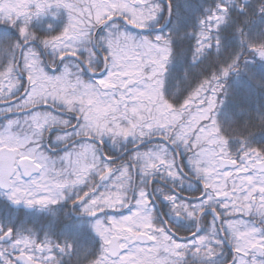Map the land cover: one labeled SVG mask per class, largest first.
Returning <instances> with one entry per match:
<instances>
[{
  "label": "snow or ice",
  "instance_id": "obj_1",
  "mask_svg": "<svg viewBox=\"0 0 264 264\" xmlns=\"http://www.w3.org/2000/svg\"><path fill=\"white\" fill-rule=\"evenodd\" d=\"M0 264H264V0H0Z\"/></svg>",
  "mask_w": 264,
  "mask_h": 264
},
{
  "label": "rangeland",
  "instance_id": "obj_2",
  "mask_svg": "<svg viewBox=\"0 0 264 264\" xmlns=\"http://www.w3.org/2000/svg\"><path fill=\"white\" fill-rule=\"evenodd\" d=\"M53 11H55V10L53 9ZM42 20H43V21L48 20L49 22L54 23L55 27H56V25H58V23H60V19L57 18V17H51V16H48V17H44V18H42ZM61 26H62V25H61Z\"/></svg>",
  "mask_w": 264,
  "mask_h": 264
},
{
  "label": "trees",
  "instance_id": "obj_3",
  "mask_svg": "<svg viewBox=\"0 0 264 264\" xmlns=\"http://www.w3.org/2000/svg\"><path fill=\"white\" fill-rule=\"evenodd\" d=\"M41 22L48 23L49 21L48 20H45V21L42 20ZM62 23H63V21L60 20V23H58V25H56V28L59 29L61 27Z\"/></svg>",
  "mask_w": 264,
  "mask_h": 264
},
{
  "label": "flooded vegetation",
  "instance_id": "obj_4",
  "mask_svg": "<svg viewBox=\"0 0 264 264\" xmlns=\"http://www.w3.org/2000/svg\"><path fill=\"white\" fill-rule=\"evenodd\" d=\"M55 10V9H54ZM60 15H64L63 10H60Z\"/></svg>",
  "mask_w": 264,
  "mask_h": 264
}]
</instances>
